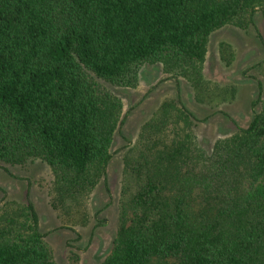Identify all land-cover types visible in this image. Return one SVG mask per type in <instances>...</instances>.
<instances>
[{
    "label": "trees",
    "instance_id": "trees-1",
    "mask_svg": "<svg viewBox=\"0 0 264 264\" xmlns=\"http://www.w3.org/2000/svg\"><path fill=\"white\" fill-rule=\"evenodd\" d=\"M263 7L264 0H0V160L49 164L57 219L86 226L122 113L100 79L121 85L145 63H160L212 102L203 79L209 36L225 25L251 27ZM155 114L124 154L117 234L100 264H264V110L211 148L176 100ZM0 264H58L28 200L0 204ZM70 264H80L78 255Z\"/></svg>",
    "mask_w": 264,
    "mask_h": 264
},
{
    "label": "rangeland",
    "instance_id": "rangeland-1",
    "mask_svg": "<svg viewBox=\"0 0 264 264\" xmlns=\"http://www.w3.org/2000/svg\"><path fill=\"white\" fill-rule=\"evenodd\" d=\"M253 25H225L211 33L204 62V82L212 102L197 98V91L182 76L165 71L160 63H145L135 80L121 85L100 81L122 101V113L111 146L106 174L88 201L86 226L64 225L50 206L54 174L39 158L13 165L0 160V204L7 199L30 201L40 217V230L53 248L58 264H100L112 251L117 234L119 207L124 197V154L139 138L141 126L164 101L176 100L196 119L201 143L211 148L218 137L245 127L264 110V7ZM226 89H232L227 93ZM226 93V94H225ZM229 97V98H227ZM182 127V125H180ZM169 128L175 129L174 125Z\"/></svg>",
    "mask_w": 264,
    "mask_h": 264
}]
</instances>
